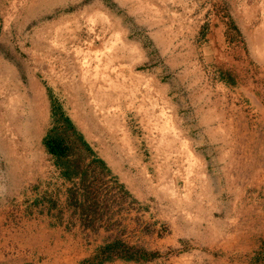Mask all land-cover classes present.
<instances>
[{
	"label": "rangeland",
	"instance_id": "1",
	"mask_svg": "<svg viewBox=\"0 0 264 264\" xmlns=\"http://www.w3.org/2000/svg\"><path fill=\"white\" fill-rule=\"evenodd\" d=\"M0 264H264V0H0Z\"/></svg>",
	"mask_w": 264,
	"mask_h": 264
},
{
	"label": "bare ground",
	"instance_id": "2",
	"mask_svg": "<svg viewBox=\"0 0 264 264\" xmlns=\"http://www.w3.org/2000/svg\"><path fill=\"white\" fill-rule=\"evenodd\" d=\"M113 24V23H112ZM94 34V33H93ZM121 47H123V48H125L126 49V54L128 55V56H130L131 57V53H132V51H133V49L135 50V47L133 46V45H128V44H126L124 41H121ZM96 46V45H95ZM137 49V48H136ZM66 52V51H65ZM69 52V51H68ZM71 53H72V51H71ZM71 55H73V54H71ZM109 62V61H108ZM91 68V66H89L88 67V69L89 70H87V67H84V66H81V68H80V73H81V76H82V81H83V84L82 85H80V87H82L81 89L84 91V93L85 94H90V90L88 89H86V87L85 86H89V84H86L87 83V81H86V77L88 78V77H93V78H98V71H96L95 73L94 72H92L96 67H92V69H90ZM112 72L113 73H116V70H115V68L114 69H112ZM117 74V73H116ZM107 76V77H106ZM105 77L106 78H109V74H107ZM119 79V78H118ZM105 81H106V79H105ZM109 82H113V80L110 78L109 79ZM111 84V83H110ZM93 87H96V89L98 90V89H100V87L101 86H99L96 82H94L93 83V85H92ZM89 88V87H88ZM11 98V97H10ZM13 113V112H12ZM96 119V118H95ZM241 136V135H240ZM239 138V137H238ZM248 138V137H247ZM242 139V138H241ZM245 139V138H244ZM254 140V139H253ZM254 142V141H253ZM232 145V144H231ZM257 146V145H256ZM245 149V148H244ZM251 149V148H250ZM233 150V149H232ZM235 150V149H234ZM233 150V151H234ZM245 151V150H244ZM255 151H256V149H255ZM252 152V151H251ZM257 156V155H256ZM262 157H263V155H262ZM247 158V157H246ZM261 159V158H260ZM232 160H234V159H232ZM251 160V159H250ZM259 160V159H258ZM257 159H256V161H258ZM234 162V161H233ZM248 162V161H247ZM263 162V161H262ZM253 163V162H252ZM254 164H255V162H254ZM261 164V163H260ZM263 164V163H262ZM246 165V164H245ZM249 166V165H248ZM257 167V166H256ZM248 168V167H247ZM253 168V167H252ZM252 168H250L249 170H251ZM260 168V167H259ZM255 169V168H254ZM261 170V169H260ZM255 171H256V169H255ZM242 172H243V170H242ZM249 172H251V171H249ZM258 172V171H257ZM251 174V173H250ZM254 175V174H253ZM213 229V228H212Z\"/></svg>",
	"mask_w": 264,
	"mask_h": 264
},
{
	"label": "trees",
	"instance_id": "3",
	"mask_svg": "<svg viewBox=\"0 0 264 264\" xmlns=\"http://www.w3.org/2000/svg\"><path fill=\"white\" fill-rule=\"evenodd\" d=\"M47 146L51 152L64 153V149L62 148L61 142L58 139L48 140Z\"/></svg>",
	"mask_w": 264,
	"mask_h": 264
},
{
	"label": "crops",
	"instance_id": "4",
	"mask_svg": "<svg viewBox=\"0 0 264 264\" xmlns=\"http://www.w3.org/2000/svg\"><path fill=\"white\" fill-rule=\"evenodd\" d=\"M252 46H253V48H255V47L257 46V43H256V42H252ZM8 147H10V145L7 146V148H8ZM15 147H16V152L19 153V146H18V144H16V145L13 144V148H11V150H12L11 154H12V156L18 157V156L15 154L16 152L13 151V149H14ZM4 149H5L4 151H7L5 147H4ZM22 149H24V147H23ZM4 151H3V152H4ZM7 152H8V151H7ZM22 153L24 154V151H22ZM16 161H17V162H20V159H19V161H18V159H17Z\"/></svg>",
	"mask_w": 264,
	"mask_h": 264
}]
</instances>
